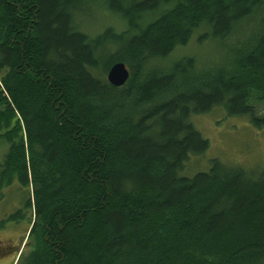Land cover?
Wrapping results in <instances>:
<instances>
[{
	"label": "trees",
	"instance_id": "obj_1",
	"mask_svg": "<svg viewBox=\"0 0 264 264\" xmlns=\"http://www.w3.org/2000/svg\"><path fill=\"white\" fill-rule=\"evenodd\" d=\"M90 1L123 27L80 29ZM197 31L213 59L172 58ZM253 98L264 0H0V191L23 198L1 224L31 212L14 264H264V168L181 174L209 147L191 116L221 106L261 129Z\"/></svg>",
	"mask_w": 264,
	"mask_h": 264
},
{
	"label": "rangeland",
	"instance_id": "obj_2",
	"mask_svg": "<svg viewBox=\"0 0 264 264\" xmlns=\"http://www.w3.org/2000/svg\"><path fill=\"white\" fill-rule=\"evenodd\" d=\"M74 16V22L79 28L91 35L101 32L107 25L119 29L123 27L120 17L107 11L100 1L86 3ZM198 32L186 46L176 48L171 57L195 54L200 60L208 58L212 60L216 47L209 40H199ZM251 104L258 114L263 113L264 101L253 98ZM191 121L201 135L209 141V147L203 154L189 157L182 175L192 176L196 172L206 171L213 158L224 164L241 166L254 174L264 168V128H255L247 116H228L224 108L218 106L207 113L191 116ZM7 149V145L0 142V160ZM4 190L3 200H0V222L7 213L15 210L17 206H22L23 203L22 194L20 195L16 184ZM29 215L31 212L27 211L26 220H20L18 223L4 222L5 227L0 230V242H2L0 250L1 245L4 248L5 244H9L14 247V251L0 258V264L16 262L20 253L15 248L20 247L22 253L27 251L24 239L30 227L27 221Z\"/></svg>",
	"mask_w": 264,
	"mask_h": 264
},
{
	"label": "water",
	"instance_id": "obj_3",
	"mask_svg": "<svg viewBox=\"0 0 264 264\" xmlns=\"http://www.w3.org/2000/svg\"><path fill=\"white\" fill-rule=\"evenodd\" d=\"M129 74L123 62H116L106 72V80L109 84L120 87L128 80Z\"/></svg>",
	"mask_w": 264,
	"mask_h": 264
},
{
	"label": "flooded vegetation",
	"instance_id": "obj_4",
	"mask_svg": "<svg viewBox=\"0 0 264 264\" xmlns=\"http://www.w3.org/2000/svg\"><path fill=\"white\" fill-rule=\"evenodd\" d=\"M8 187H9V186H6V187H4V188L1 190L2 194L0 195V200H3V197H2V196L4 195V191H5L4 189H6V188H8ZM19 209H21V207H20V206H17L15 210H13L12 212L7 213L6 216H5L4 218H2V220H4L5 218H7L8 215L14 213L15 211H17V210H19ZM15 223H18V222H15ZM4 227H5V225H4V224L2 225L1 222H0V230L3 229ZM1 243H2V242H0V244H1ZM19 248H20V247H19ZM19 248H15L16 251H18ZM12 251H14V247H13L12 245L9 246V244H5V247H4V248H2V245H1L0 258L6 256L8 253H10V252H12Z\"/></svg>",
	"mask_w": 264,
	"mask_h": 264
}]
</instances>
